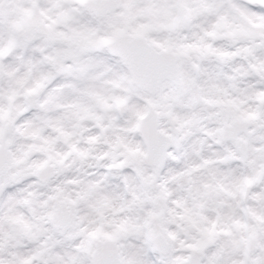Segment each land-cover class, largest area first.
<instances>
[{"label":"clouds","instance_id":"obj_1","mask_svg":"<svg viewBox=\"0 0 264 264\" xmlns=\"http://www.w3.org/2000/svg\"><path fill=\"white\" fill-rule=\"evenodd\" d=\"M0 264H264V0H0Z\"/></svg>","mask_w":264,"mask_h":264}]
</instances>
